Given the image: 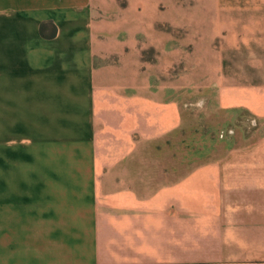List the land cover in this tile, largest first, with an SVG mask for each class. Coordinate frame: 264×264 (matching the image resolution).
Listing matches in <instances>:
<instances>
[{
  "label": "crops",
  "instance_id": "obj_1",
  "mask_svg": "<svg viewBox=\"0 0 264 264\" xmlns=\"http://www.w3.org/2000/svg\"><path fill=\"white\" fill-rule=\"evenodd\" d=\"M121 1L0 0V264H264V133L183 172L181 29ZM233 1L219 99L264 132V0Z\"/></svg>",
  "mask_w": 264,
  "mask_h": 264
},
{
  "label": "rangeland",
  "instance_id": "obj_2",
  "mask_svg": "<svg viewBox=\"0 0 264 264\" xmlns=\"http://www.w3.org/2000/svg\"><path fill=\"white\" fill-rule=\"evenodd\" d=\"M147 1L133 0V7L122 15L126 23L123 25L127 26V32L135 33V39L145 37L151 44L163 43V35L154 31V25L171 23L181 29L176 35L180 36L181 43L165 45L160 69H166L167 63L174 61L170 74L182 77L183 115L188 118L176 139L182 140L183 172L236 152L241 140H253L263 134L254 129L255 120L251 116L222 110L219 99L223 85L222 58L223 55L231 61L237 58L235 49L241 29L238 23L242 21L238 14L245 4L233 0H151L149 4L160 9L146 12ZM173 45L176 58L165 54L172 53ZM190 46L198 49L194 55L190 54ZM145 59L155 61L156 53L147 52ZM226 69L231 75L237 74L236 66H226Z\"/></svg>",
  "mask_w": 264,
  "mask_h": 264
}]
</instances>
